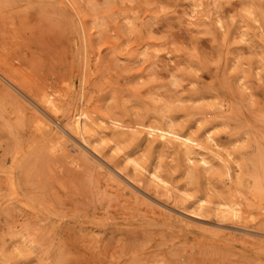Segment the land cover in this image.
I'll return each instance as SVG.
<instances>
[{
  "label": "rangeland",
  "instance_id": "1",
  "mask_svg": "<svg viewBox=\"0 0 264 264\" xmlns=\"http://www.w3.org/2000/svg\"><path fill=\"white\" fill-rule=\"evenodd\" d=\"M0 264H264V0H0Z\"/></svg>",
  "mask_w": 264,
  "mask_h": 264
},
{
  "label": "bare ground",
  "instance_id": "2",
  "mask_svg": "<svg viewBox=\"0 0 264 264\" xmlns=\"http://www.w3.org/2000/svg\"><path fill=\"white\" fill-rule=\"evenodd\" d=\"M49 102V103H48ZM53 101H51L49 98H46V103H48V105H50ZM58 103V102H57ZM58 105H56L55 103L52 104V109L55 111H58L59 108L57 107ZM56 113V112H55ZM53 115V114H52ZM54 118V117H53ZM51 122V121H50ZM92 119L89 115L85 114L84 112H78L75 113V115L73 116L72 119V123L74 125V128H76L82 135H84L85 133V128L87 126L88 123H91ZM92 124V123H91ZM139 167V165L137 166ZM140 168V167H139ZM158 178V177H156ZM159 181H163L162 179H158ZM164 182V181H163ZM223 209L234 215V216H238L240 214H242L243 208L240 205H227L225 204V206L223 207ZM224 211V212H225ZM223 212V211H221ZM222 214V213H221ZM223 215V214H222ZM229 217V216H228Z\"/></svg>",
  "mask_w": 264,
  "mask_h": 264
}]
</instances>
